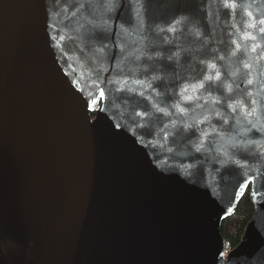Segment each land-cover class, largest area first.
<instances>
[{
  "label": "water",
  "instance_id": "water-1",
  "mask_svg": "<svg viewBox=\"0 0 264 264\" xmlns=\"http://www.w3.org/2000/svg\"><path fill=\"white\" fill-rule=\"evenodd\" d=\"M0 264H264V0H0Z\"/></svg>",
  "mask_w": 264,
  "mask_h": 264
},
{
  "label": "trees",
  "instance_id": "trees-1",
  "mask_svg": "<svg viewBox=\"0 0 264 264\" xmlns=\"http://www.w3.org/2000/svg\"><path fill=\"white\" fill-rule=\"evenodd\" d=\"M254 212V205L249 194L246 193L235 213L222 225V235L231 243V248H235L241 242L245 228L253 218Z\"/></svg>",
  "mask_w": 264,
  "mask_h": 264
}]
</instances>
